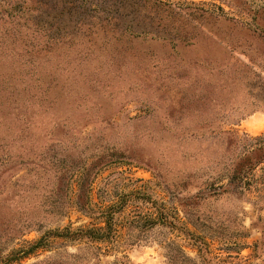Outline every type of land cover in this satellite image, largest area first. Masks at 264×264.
Masks as SVG:
<instances>
[{"label": "rangeland", "instance_id": "374dc122", "mask_svg": "<svg viewBox=\"0 0 264 264\" xmlns=\"http://www.w3.org/2000/svg\"><path fill=\"white\" fill-rule=\"evenodd\" d=\"M125 193L113 241L15 258ZM180 248L264 264V0H0V264H191Z\"/></svg>", "mask_w": 264, "mask_h": 264}, {"label": "trees", "instance_id": "16d2710c", "mask_svg": "<svg viewBox=\"0 0 264 264\" xmlns=\"http://www.w3.org/2000/svg\"><path fill=\"white\" fill-rule=\"evenodd\" d=\"M139 195V196H138ZM136 197L143 199L145 202L151 203L153 207L155 206L156 211L150 213L148 217V227H152L153 224H162L170 227L173 230H179L183 236L186 238L194 240V244L197 247L199 256L205 252V239L195 233L194 231L187 228L185 225H180L177 227V224L168 219L167 213L156 204L157 202L153 200L151 196L138 194ZM128 194H123L119 196V200H109L106 203L101 204H85L82 205L80 210L85 211L93 218L100 220V222L92 223L88 226H79L73 228L72 226H65L63 228H55L45 231V233L36 241L32 242L20 250L22 253L15 258L26 257L27 255L37 251V249H46L50 244L57 239L68 241V242H80V241H89V242H111L116 237V228H115V215L123 210L125 204L127 203ZM101 223V224H99ZM19 254V252H16ZM16 255V254H15ZM178 256L183 261H189L191 264H196L195 259L187 255L183 249L178 250ZM10 259V258H9Z\"/></svg>", "mask_w": 264, "mask_h": 264}]
</instances>
